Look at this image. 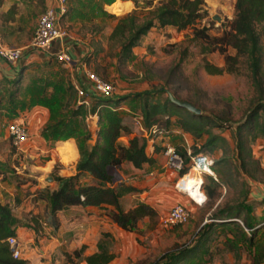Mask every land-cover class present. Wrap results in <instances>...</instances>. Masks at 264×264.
Returning <instances> with one entry per match:
<instances>
[{
  "label": "rangeland",
  "instance_id": "rangeland-1",
  "mask_svg": "<svg viewBox=\"0 0 264 264\" xmlns=\"http://www.w3.org/2000/svg\"><path fill=\"white\" fill-rule=\"evenodd\" d=\"M234 2L235 0H203V5L200 7L201 17L193 26L183 30L173 27H153L140 39L138 46L133 48L131 57L120 61L119 42L109 38L113 27L120 18L133 9L140 12V15L146 14L158 5L159 0H66L67 13L59 20L69 34L63 44L77 42L85 46L88 49V56L84 59L87 68L113 85L112 98L123 97L125 99L120 102L118 110L123 114V122L130 133L121 134L118 139L121 144L127 145L132 136L143 134L133 119L134 114L139 113V100L133 98L132 95L144 91L153 92L161 87L174 93L177 99L195 102L204 114L220 122L230 120L228 124H231V127L243 121L252 100L258 98L260 92L252 85L246 64L241 58L236 73L221 75L206 73L203 68L204 62L222 67L224 66V55L217 51L205 52V40L194 36L195 29L201 28H204V33L210 37L220 36L233 18ZM56 4L57 0H0V40L2 43L16 48L28 45L40 15L47 7ZM25 50L23 57L30 55V58L19 61L20 63L17 62L18 71L14 77L11 79L0 77V148L3 150L7 148L12 150L6 125L17 121L16 117L20 112L19 107L16 106V116L12 113L11 105L8 103L11 91L17 89V97L28 102L27 88L34 82H37L39 86L50 82L45 88V95H47L51 94L53 85L71 84L74 87L77 85L81 90L83 87L80 81L84 82L86 79L83 72H79L72 65L64 64L54 57L45 58L42 52L36 51L33 54L35 50ZM227 53L234 54L235 51L228 48ZM261 71L264 90V48ZM90 95L86 96L84 92L83 94L77 92L76 102H81L86 96L90 102L87 107H90L95 98H98V96ZM65 96L67 94L62 98ZM166 96L167 93L154 94L151 99L163 100ZM175 120L173 116L171 129L179 128ZM82 125L84 135L92 136L91 140L85 142L86 145L91 146L94 144L95 131H90L85 121H82ZM171 129H168L169 133L158 141H165L175 148H183L182 145H176V143L178 140L179 142L184 141L182 138L180 140L179 136L173 138ZM230 130L232 131V129L220 127L213 128L214 133L223 134L227 138L231 148L230 153H236L233 149L235 143L230 136ZM29 138L22 148L27 145ZM204 140L205 137H202L196 142L200 144ZM250 145L252 156L258 162L259 167L249 164V174L240 172L239 179L245 182L246 198L241 196L242 186L238 184L235 188L229 189L220 186L216 198L210 200L205 197L201 189L207 174L201 176L203 183L198 190L200 179H196V183L189 190L185 187V179L182 181L185 176L178 177L177 175L178 179H181L178 190L183 200L175 201L169 205V209L174 204L180 203L189 210V219L183 224L167 225L159 216L153 219L144 218L139 222L138 228L130 236L124 238V244L122 242L116 244L112 238H107L115 254L110 264H157V262L162 264L159 260L165 253L185 250L196 244L203 234H207L208 237L205 243L207 252L198 259V264H264V261H257L258 257L264 253V135L257 136ZM219 155L220 151H215L212 155L206 153V158L212 160L218 158ZM25 159L30 161L31 157L27 156ZM59 167L60 163L57 162L54 171L50 174H41L43 176L41 177V188L29 189L30 186L21 188L14 191L9 198L4 199L3 204L10 207L19 224L27 228H35L37 225L33 218L38 217L45 221L44 217L50 212L49 193L57 187L53 177L58 176L56 170ZM4 169L13 171L5 163V158L0 159V170ZM212 170L215 176H218L219 169L212 167ZM112 174L115 179H120L116 168L112 169ZM188 174L199 177L191 170V164L185 175ZM46 175L51 179H45ZM19 176L22 179H17L14 175L16 181L28 180V177L22 174ZM185 188L189 191L188 193ZM34 193L36 195L28 200L29 196ZM26 198L28 201H25ZM240 202H244L245 209L241 210L238 219L243 225L244 220L248 219L254 227L252 246L240 241L236 246H232L231 243L225 241L234 235L231 228L209 226L217 221L211 219V215L219 214V208L222 210L226 207H237ZM105 210L108 211L109 208ZM216 217L224 216L217 215ZM237 223L247 236H252L250 230L246 231L241 223L238 221ZM37 234L40 235V233ZM66 257L68 264L71 255H66ZM72 259L73 264H84L79 258Z\"/></svg>",
  "mask_w": 264,
  "mask_h": 264
},
{
  "label": "trees",
  "instance_id": "trees-1",
  "mask_svg": "<svg viewBox=\"0 0 264 264\" xmlns=\"http://www.w3.org/2000/svg\"><path fill=\"white\" fill-rule=\"evenodd\" d=\"M202 5L203 0H159L158 5L146 14L140 15L136 9L127 13L118 20L109 36L111 40L116 39L119 42L120 61L131 57L133 48L138 46L140 39L153 27H173L183 30L193 26L201 17L200 7ZM226 27L220 36L210 37L204 33V28L195 29L194 36L202 37L205 40V52L217 51L224 55V66L222 67L207 61L204 62L203 68L206 73L210 75L236 73L241 58L246 64L251 83L260 92L258 98L252 100L243 121L231 127L232 125L228 124L230 120L220 122L204 113L197 115L179 108L168 99V96L163 100L151 99L154 94L167 93L168 90L164 87L153 92L144 91L132 95L133 98L139 100V114L142 117L144 129H148L154 124L168 129L171 125V118L174 116L180 130L190 134L194 139L189 154L182 148H176L184 160L183 168L177 173L178 177L187 173L188 166L191 164V156H206V153L212 155L215 151H220L219 157L211 160L212 167L219 169L218 176L215 179L211 175H206L202 186L205 197L210 200L216 198L220 186L229 189L235 188L238 184L242 186L241 196L246 198L245 182L240 181V172L249 174V164L259 167L258 162L252 156L250 144L257 136L264 135V118H262L264 115V90L261 71L264 48V0H235L234 15ZM228 48H232L235 53H227ZM49 83L39 86L37 82H34L32 86L28 87V102L17 97V89L10 92L8 99L14 116H16V106L20 111L34 105L48 108L49 121L43 130L44 134L48 133V137L55 140L72 136L77 139L79 159L76 163V173L67 177H53L57 187L49 193L50 212L46 221L55 226L56 212L72 205H92L104 209L108 207L107 215L111 221L129 232L135 231L142 219L157 217L156 210L146 203H138L126 211L121 208L120 198L127 193L137 191V189L121 182V179H115L112 169L118 168L122 162H129L136 168L153 162L152 156H148L146 153L148 138L143 134L132 136L127 145L118 141L122 133H130L123 122V114L118 110L120 102L125 99L123 97L98 96L91 106L87 107L76 102L77 90L71 84L53 85L51 94L45 95V88ZM66 94L67 96L62 98ZM172 94L177 98L174 93ZM187 102L199 108L195 102L190 100ZM95 113L98 120L94 144L88 146L85 142L91 140L92 136L84 135L82 121H85L88 114ZM217 127L232 129L230 136L234 139L233 149L236 153L233 151L230 153L229 142L223 134L213 132V128ZM202 137H205V140L198 144L196 140ZM10 146L12 150H15L11 143ZM84 172L96 179V183L81 185L78 178ZM20 183L18 182V184ZM243 209H245V204L240 202L237 207H226L222 210L219 208L220 213L217 215L224 217L219 218L215 214L211 215V219L217 221L212 222L210 227L220 226L232 229L234 235L231 239L225 240L232 246H236L239 241L249 243L251 246L254 244L252 238L255 234L254 227L250 221L244 220V227L252 232V236H247L235 220ZM18 224L10 207L0 202V264H29L28 260L22 257L13 258L6 242L8 236H16L15 227ZM107 238L111 239L110 234L102 233L96 244L95 252L84 256V246H81L72 252V257L81 259L84 264H110L115 258V254L111 250ZM206 241H208L207 234H203L193 246L185 250L167 252L159 261L162 264H198V259L207 252ZM72 257L68 259V264H73ZM257 261H264V253L258 257Z\"/></svg>",
  "mask_w": 264,
  "mask_h": 264
},
{
  "label": "crops",
  "instance_id": "crops-1",
  "mask_svg": "<svg viewBox=\"0 0 264 264\" xmlns=\"http://www.w3.org/2000/svg\"><path fill=\"white\" fill-rule=\"evenodd\" d=\"M60 49L68 51L73 60L71 65L81 72L82 65L85 63L84 59L88 56V49L77 42L63 44L57 41L51 45L52 51ZM43 55L45 58L48 57L47 54L43 53ZM29 58L30 55L24 56L20 62ZM18 63L7 65L0 61V77L13 78L18 71ZM79 72H77L78 75ZM80 84L83 89L89 90L86 79L84 82L80 81ZM91 94L93 96L92 92ZM17 116L18 120L14 122L25 123L30 138L27 145L22 148L21 153L8 148L5 150L0 148V159L5 158V163L13 169V171L0 170V202L2 203L14 191L21 188L29 186V189L41 188V177H43L41 174H50L54 171L57 162L60 163L59 169L56 170L58 176L74 175L76 173V163L79 159L75 137L54 140L47 136L48 133L44 134L43 129L50 116L48 108L42 105H34L18 112ZM170 126L168 129H171ZM171 132L173 138L177 136L180 137V140L182 138L184 142L178 140L176 145H182V149L189 154L194 141L192 136L183 133L180 128L171 129ZM165 143V141H156L154 145L147 144L146 153L148 156H152V163H145L141 168H136L129 162H122L116 168L121 182L137 189V191L127 193L120 198L123 210L126 211L138 203H146L153 207L158 216L162 218L168 212L169 205H172L175 201L183 200L178 190L181 179H178L177 173L168 170L164 166L162 149ZM27 156L31 157L30 161H26ZM39 158L40 160H38ZM21 174L28 177V180H23L18 184L19 181H16L14 175L17 179H22L19 176ZM50 178L48 175L45 176L47 180ZM34 179H36V182H34ZM79 181L82 185L96 183V179L85 172L80 175ZM54 184L56 185V183ZM35 195V193L30 195L28 200ZM46 219H48V214L44 217L45 221L38 217L33 218L37 225L35 228H27L21 224L15 227L16 237L21 244V257L28 260L29 264H67L66 255H71L74 250L79 249L81 246H84V256L95 252L97 249L96 244L104 232L109 233L116 244L121 242L124 244V238L133 233L121 229L112 222L107 215V210L92 205H72L57 211L55 226ZM37 233H40V235Z\"/></svg>",
  "mask_w": 264,
  "mask_h": 264
},
{
  "label": "built area",
  "instance_id": "built-area-1",
  "mask_svg": "<svg viewBox=\"0 0 264 264\" xmlns=\"http://www.w3.org/2000/svg\"><path fill=\"white\" fill-rule=\"evenodd\" d=\"M66 12V0H57L55 6L46 8L38 19L31 41L24 47H9L4 45L0 40V61H3L7 65H14L23 58L24 52L26 51L25 49H31L47 54L48 57H54L56 60L64 64L71 65L73 60L66 49H60L58 51L51 50V45L54 42L59 41L60 43H63V41L69 36L67 29L59 23L60 18ZM81 69L87 80L89 90L83 88L80 90L78 86H75L79 94H83L84 92L85 95L88 96L92 92L93 96L111 97L113 95L114 87L110 82L90 71L85 63L82 65ZM86 96L83 97L79 103L88 106L90 102ZM133 119L135 125L143 132V135L148 138L149 145H154L156 141L162 140L169 133L167 128L158 124H154L148 129H144L142 125V117L139 113L134 114ZM97 120L98 116L96 113L88 114L85 117L86 126L90 131H95ZM6 131L12 147L16 152L21 153L23 144H25L30 137L28 127L21 122H9L6 125ZM162 154L164 156L165 168L176 173L183 168L184 160L173 145L165 143L163 145ZM211 163V160H208L204 155L191 156V170H193L199 178H201L202 175L207 174L216 179ZM161 219L163 223L167 225L183 224L189 219V210L184 205L176 203ZM235 220L241 223L244 227L240 219L235 218ZM245 229L246 231L248 230L247 228ZM6 242L10 248L12 257H21V244L17 237L12 235L8 236Z\"/></svg>",
  "mask_w": 264,
  "mask_h": 264
},
{
  "label": "water",
  "instance_id": "water-1",
  "mask_svg": "<svg viewBox=\"0 0 264 264\" xmlns=\"http://www.w3.org/2000/svg\"><path fill=\"white\" fill-rule=\"evenodd\" d=\"M167 96H168V99L174 105H176L179 108H183V109H185V110H187V111H189L191 113L197 114V115H200V114L203 113L200 108L194 106L193 104H191V103H189L187 101H182V100H179V99L175 98L170 91L167 92Z\"/></svg>",
  "mask_w": 264,
  "mask_h": 264
},
{
  "label": "bare ground",
  "instance_id": "bare-ground-1",
  "mask_svg": "<svg viewBox=\"0 0 264 264\" xmlns=\"http://www.w3.org/2000/svg\"><path fill=\"white\" fill-rule=\"evenodd\" d=\"M208 1H210V0H208ZM184 179H185V187H186L187 189L191 188L192 185L196 183V179H200V180H201V183L198 185L197 190L200 189V187H201V185H202V183H203L202 178H199V177H197V176H194V174H193V175H191V174L186 175V176L182 179V181H183ZM186 188H185V190H186ZM189 190H190V189H189ZM187 191H188V190H187ZM188 192H189V191H188ZM188 192H187V193H188Z\"/></svg>",
  "mask_w": 264,
  "mask_h": 264
}]
</instances>
